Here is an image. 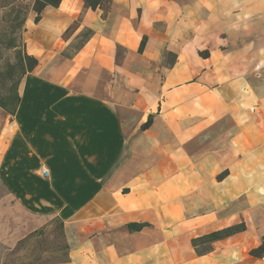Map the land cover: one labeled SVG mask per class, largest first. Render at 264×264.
<instances>
[{
	"label": "crops",
	"instance_id": "1",
	"mask_svg": "<svg viewBox=\"0 0 264 264\" xmlns=\"http://www.w3.org/2000/svg\"><path fill=\"white\" fill-rule=\"evenodd\" d=\"M101 14L62 0L27 16L38 64L0 132L8 212L28 230L63 223L56 264H264L249 255L264 235V0H112Z\"/></svg>",
	"mask_w": 264,
	"mask_h": 264
},
{
	"label": "rangeland",
	"instance_id": "2",
	"mask_svg": "<svg viewBox=\"0 0 264 264\" xmlns=\"http://www.w3.org/2000/svg\"><path fill=\"white\" fill-rule=\"evenodd\" d=\"M9 1L0 0V5ZM8 11L0 8V95L7 83L6 65L15 62L17 51L6 48V45L16 39L17 49H20L24 43V31L13 32L12 18L6 15ZM77 43L71 42L64 56L73 55ZM0 113L5 121V124L2 120L0 122V132H4L11 126L12 117L2 110ZM10 207V201L0 186V264H56L66 259L68 248L60 223L50 221L42 227L28 230L25 227L27 219L19 212L10 214Z\"/></svg>",
	"mask_w": 264,
	"mask_h": 264
},
{
	"label": "trees",
	"instance_id": "3",
	"mask_svg": "<svg viewBox=\"0 0 264 264\" xmlns=\"http://www.w3.org/2000/svg\"><path fill=\"white\" fill-rule=\"evenodd\" d=\"M62 0H11L5 4H1L0 8L9 9L6 12L8 17H11L13 24V32H18L21 29L24 31V24L27 16L32 12L34 16V22L38 23L42 17L44 10L48 7L57 8ZM84 6L92 11L100 10L102 12V18H105L109 11L112 0H82ZM78 28V23L74 22L63 33L62 38L68 40L75 30ZM92 31L89 29L82 30L79 35L73 40L78 41L74 46V52H77L82 46L91 38ZM72 41V42H73ZM16 39L10 40L6 48L15 49L16 56L13 64L6 65V84L4 85V93L0 95V110L5 114L13 117L16 113L19 104L18 87L22 78L34 70L38 61L32 55H29L26 51L25 43L20 49H17ZM72 56V55H71ZM70 57V56H67ZM148 124H145L146 127ZM225 174L222 173L219 178ZM58 222L57 220H54ZM59 223V222H58ZM60 226L63 229V223L60 221ZM245 229L244 224L233 226L223 229L221 231L213 232L208 235L197 237L192 239V246L198 255H204L212 250V243L216 240L223 239L237 232H241ZM68 253V249H67ZM249 255L254 258L264 259V235L261 237L260 244L257 247L252 248L249 251ZM67 261L66 259L62 262Z\"/></svg>",
	"mask_w": 264,
	"mask_h": 264
},
{
	"label": "built area",
	"instance_id": "4",
	"mask_svg": "<svg viewBox=\"0 0 264 264\" xmlns=\"http://www.w3.org/2000/svg\"><path fill=\"white\" fill-rule=\"evenodd\" d=\"M39 174H40V176L43 177V178H48V177H49V172H48V170L45 169L44 167H41V168L39 169Z\"/></svg>",
	"mask_w": 264,
	"mask_h": 264
}]
</instances>
